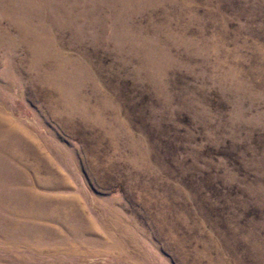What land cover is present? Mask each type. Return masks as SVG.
I'll list each match as a JSON object with an SVG mask.
<instances>
[{
  "label": "rangeland",
  "instance_id": "rangeland-1",
  "mask_svg": "<svg viewBox=\"0 0 264 264\" xmlns=\"http://www.w3.org/2000/svg\"><path fill=\"white\" fill-rule=\"evenodd\" d=\"M0 264H264V0H0Z\"/></svg>",
  "mask_w": 264,
  "mask_h": 264
}]
</instances>
